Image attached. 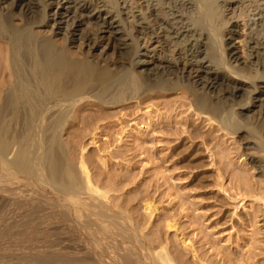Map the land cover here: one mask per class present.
Listing matches in <instances>:
<instances>
[{"label": "bare ground", "instance_id": "bare-ground-1", "mask_svg": "<svg viewBox=\"0 0 264 264\" xmlns=\"http://www.w3.org/2000/svg\"><path fill=\"white\" fill-rule=\"evenodd\" d=\"M63 3L52 11L44 0H0V234H30L53 217L78 234L81 258L63 259L37 239L21 249L11 240L0 264H183L146 245L138 222L92 184L82 158L70 159L72 141L80 147L77 133L103 109L180 91L197 115L251 140L259 158L249 161L264 179V0ZM236 20L247 31L244 64L228 48ZM88 25L98 27L93 43ZM110 44L127 68L107 62Z\"/></svg>", "mask_w": 264, "mask_h": 264}, {"label": "rangeland", "instance_id": "rangeland-1", "mask_svg": "<svg viewBox=\"0 0 264 264\" xmlns=\"http://www.w3.org/2000/svg\"><path fill=\"white\" fill-rule=\"evenodd\" d=\"M44 1L52 11L57 9L58 0ZM65 1L59 7H66ZM65 14V21H74L71 13ZM232 25L235 33L228 48L244 64L247 31L240 20ZM96 29L88 30L90 43ZM111 45L105 50L107 62L115 71L127 68L118 44L115 51ZM81 49L88 55L87 47ZM154 97L129 99L97 113L77 133L80 147L72 141L70 159L82 158L92 184L109 190L110 205L126 210L138 222L146 245L155 250L175 252L183 264H264V179L249 161L259 158L248 145L251 140L228 135L197 115L184 92H158ZM149 203L155 211L145 210ZM44 222L30 234H0V251L11 240L20 249L38 240L63 259L81 258L76 232L53 217Z\"/></svg>", "mask_w": 264, "mask_h": 264}]
</instances>
